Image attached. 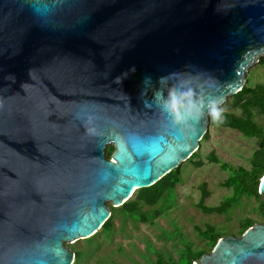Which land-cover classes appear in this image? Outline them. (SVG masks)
Wrapping results in <instances>:
<instances>
[{
	"label": "water",
	"instance_id": "obj_1",
	"mask_svg": "<svg viewBox=\"0 0 264 264\" xmlns=\"http://www.w3.org/2000/svg\"><path fill=\"white\" fill-rule=\"evenodd\" d=\"M30 2L0 0V264H74L66 244L93 237L109 204L154 186L207 134V116L181 132L146 107L145 78L150 101L160 77L204 72L196 82L224 104L264 57V0H42L44 26ZM193 264H264V224Z\"/></svg>",
	"mask_w": 264,
	"mask_h": 264
},
{
	"label": "rangeland",
	"instance_id": "obj_2",
	"mask_svg": "<svg viewBox=\"0 0 264 264\" xmlns=\"http://www.w3.org/2000/svg\"><path fill=\"white\" fill-rule=\"evenodd\" d=\"M261 60L247 73L246 83L249 82L250 87L264 84V63ZM232 97L221 106L225 112L240 114V110L233 109ZM255 120L264 125V117L258 112H255ZM205 136L196 154L180 166L181 182L174 193H167L154 206H139L137 215L147 217V220L135 219L126 215L122 207L109 204L111 226L108 229L103 227L89 239L66 244L77 254L74 264H154L158 254L179 261L186 248L198 256L212 252L201 235L202 231H212L221 238L241 237L246 219L264 224L259 207L264 203V196L260 199L244 196L239 204L220 214L207 213L199 207L204 191L208 194L204 199L207 207L221 206L227 197L233 195L232 188L224 186L228 172L211 161L210 156L249 169L250 159L259 147L256 139L246 138L221 124L216 125L211 119ZM114 150L113 145L107 146V158ZM137 194L138 191L130 201H135Z\"/></svg>",
	"mask_w": 264,
	"mask_h": 264
},
{
	"label": "trees",
	"instance_id": "obj_3",
	"mask_svg": "<svg viewBox=\"0 0 264 264\" xmlns=\"http://www.w3.org/2000/svg\"><path fill=\"white\" fill-rule=\"evenodd\" d=\"M261 61L264 63V58ZM232 106L233 109L240 110L241 113L224 112V122L221 125L238 131L246 138L256 139L259 147L250 159L249 169L236 167L225 163L214 155L210 156L209 159L211 161L220 164L222 169L228 172L229 177L224 182V186L232 188L233 195L227 197L221 206L207 207L204 205V199L208 194L204 191L203 200L200 202L199 207L207 213L220 214L226 212L233 205L239 204L244 196L255 197L256 199L261 198L259 187L261 179L264 176V125H260L255 120V112H258L264 117V84H257L254 87H250L249 82H247L244 88L232 97ZM111 157L112 153L109 154L108 159H111ZM180 182L181 174L179 167L162 178L154 186L138 190L136 200L125 203L122 206V211L126 215H132L135 219L147 220V217L137 215L139 206L141 204L147 206L156 205L167 193H174L176 186ZM203 189L205 188L203 187ZM259 207L261 214L264 215V203L260 204ZM255 224L257 223L254 220L246 219L242 224V235ZM109 226H111V222L108 220L103 227L108 229ZM201 235L212 249L221 238L220 235L212 231H202ZM203 255L198 256L190 248H186L185 255L179 261L167 259L163 255L158 254L154 264H193L195 261L200 260Z\"/></svg>",
	"mask_w": 264,
	"mask_h": 264
},
{
	"label": "clouds",
	"instance_id": "obj_4",
	"mask_svg": "<svg viewBox=\"0 0 264 264\" xmlns=\"http://www.w3.org/2000/svg\"><path fill=\"white\" fill-rule=\"evenodd\" d=\"M41 2L42 0H33L28 6L44 26L47 23V17L37 10ZM130 71L134 72L135 68L133 67ZM202 73L204 72L176 71L160 77L159 87L154 88L150 101L146 97L148 91L152 89L151 78H145V88L141 92V99L146 107L155 105L181 132L191 129L192 121L199 122L205 116L216 125H220L224 122L225 109L221 106L223 100L219 96L207 94L203 84L196 82ZM114 82L120 84L122 78L117 77ZM90 120L91 117L86 119V127ZM87 130L89 133L94 131L92 128Z\"/></svg>",
	"mask_w": 264,
	"mask_h": 264
}]
</instances>
